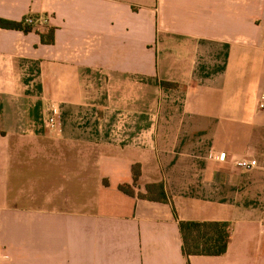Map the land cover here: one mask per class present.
I'll use <instances>...</instances> for the list:
<instances>
[{
    "label": "crops",
    "instance_id": "obj_1",
    "mask_svg": "<svg viewBox=\"0 0 264 264\" xmlns=\"http://www.w3.org/2000/svg\"><path fill=\"white\" fill-rule=\"evenodd\" d=\"M29 14L0 28V264H187L179 220L229 226L189 264H264V0H0ZM134 163L167 202L118 189Z\"/></svg>",
    "mask_w": 264,
    "mask_h": 264
},
{
    "label": "trees",
    "instance_id": "obj_2",
    "mask_svg": "<svg viewBox=\"0 0 264 264\" xmlns=\"http://www.w3.org/2000/svg\"><path fill=\"white\" fill-rule=\"evenodd\" d=\"M26 18L32 19V23H26ZM36 16L29 14L19 21L0 18V28L18 30L23 33L36 31L33 22ZM40 41L43 44L53 43L54 28L47 26L44 32H38ZM164 88H175L176 84L168 81H161ZM131 184H120L118 189L130 196L140 199L167 202L168 196L161 182H152L144 185L143 191H135V186L141 174L140 165L134 163L130 166ZM181 237V252L189 264L190 256H220L227 249L230 240V231L227 222L222 221H195L179 220L177 223Z\"/></svg>",
    "mask_w": 264,
    "mask_h": 264
},
{
    "label": "built area",
    "instance_id": "obj_3",
    "mask_svg": "<svg viewBox=\"0 0 264 264\" xmlns=\"http://www.w3.org/2000/svg\"><path fill=\"white\" fill-rule=\"evenodd\" d=\"M26 23H32V19L26 18ZM257 105L259 108L264 107V95L259 98ZM44 125L49 131H55L59 127V108L57 105H51L49 108L44 119ZM214 157L216 160L224 161L227 156L224 152H220ZM234 165L243 170H250L257 166V162L254 159L240 158L234 161Z\"/></svg>",
    "mask_w": 264,
    "mask_h": 264
},
{
    "label": "rangeland",
    "instance_id": "obj_4",
    "mask_svg": "<svg viewBox=\"0 0 264 264\" xmlns=\"http://www.w3.org/2000/svg\"><path fill=\"white\" fill-rule=\"evenodd\" d=\"M45 25H47V24H45ZM46 28H47V26L44 27L45 30H46Z\"/></svg>",
    "mask_w": 264,
    "mask_h": 264
}]
</instances>
